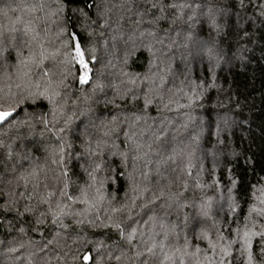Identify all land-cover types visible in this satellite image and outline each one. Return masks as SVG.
I'll return each mask as SVG.
<instances>
[{
  "label": "snow or ice",
  "instance_id": "1",
  "mask_svg": "<svg viewBox=\"0 0 264 264\" xmlns=\"http://www.w3.org/2000/svg\"><path fill=\"white\" fill-rule=\"evenodd\" d=\"M250 5L0 0L3 264H264V183L251 186L246 215H235V200L221 216L223 205L212 198H190L192 144L204 140L203 158L214 163L222 150L207 147L209 126L207 137L201 129L169 152L171 122L162 115L176 92L187 100L181 107L195 109L209 91H224L222 65L246 67ZM257 6L264 24V3ZM225 29L235 33V52L212 36L230 35ZM98 37L109 57L101 68ZM177 56L187 75L167 87ZM141 62L143 73L134 68ZM197 63L205 66L204 79L191 78ZM77 83L79 96L69 91ZM99 104L119 112L105 115ZM181 155L189 157L187 167ZM237 183L231 180L230 193Z\"/></svg>",
  "mask_w": 264,
  "mask_h": 264
},
{
  "label": "trees",
  "instance_id": "2",
  "mask_svg": "<svg viewBox=\"0 0 264 264\" xmlns=\"http://www.w3.org/2000/svg\"><path fill=\"white\" fill-rule=\"evenodd\" d=\"M217 2L228 8L235 0H217ZM258 3H264V0H252V5L247 8L246 15L253 21V23L246 25L252 33V41L248 44L249 52L247 54L246 67H242L239 61H234L232 65H222L223 71L217 69L219 77L218 83L223 85L224 91L217 92L216 90L209 91L201 106L195 109L181 107L187 104V100L183 97V93L176 92L175 100L171 111L164 112L162 115L168 119L174 120L173 127L168 131L169 152L172 148L177 151L185 148L191 142V138L196 133L203 129L204 137L208 135L209 126H211L212 136L211 143L207 144L209 149L216 147L222 152L214 163L211 158L204 159L201 148L205 141L201 140L200 146L192 144L191 163L192 176L186 177L192 187L188 192L190 198L197 201L201 197L212 198L215 205H223L224 212L229 211V205L235 200L239 204L235 215L239 216L241 209L244 214H247L249 207L246 200H250L252 185L259 187L261 177H264V24H261L259 17ZM73 6H83V0H73ZM235 23V17L232 20ZM225 32L230 35L216 36L213 32L212 36L216 39L225 40V48L229 44L232 45V50L236 51L235 33L232 29H225ZM174 35V34H173ZM203 35H207V30ZM97 56L101 59V64L96 65L101 68L102 64L108 60V55L104 50L102 38L98 37ZM143 60V58H142ZM191 78L204 79L205 66L199 63L190 65ZM135 71L145 72L146 65L141 62L134 66ZM109 71V70H106ZM187 72L183 64L180 63L179 57L173 61L172 70L169 73L168 79L170 83L167 87H172L175 84L180 86L181 80L185 78ZM80 85L77 83L72 91L79 96L78 89ZM229 93L232 94V99L227 97ZM237 99L239 100V107L236 106ZM98 112H104L107 115L108 111L119 112L118 109H105L103 104L95 106ZM191 112L192 119L190 120L185 113ZM158 117L154 111L151 113ZM229 119L228 124H225V116ZM123 119V116H121ZM167 119V120H168ZM235 121V123H232ZM143 127V124L137 126V129ZM220 128V141L217 142L216 131ZM121 139L123 137L121 136ZM235 152V155H233ZM182 160L178 161L181 167H187L189 157L181 155ZM175 167V165H172ZM203 168L205 171H201ZM215 169L214 172L211 170ZM171 171V168L168 169ZM237 179L238 183L229 192L231 187V180ZM199 179L204 183L202 188L195 187V181ZM218 181L217 184H212V181ZM123 181H120L121 189ZM211 185V186H209ZM123 196V190L119 192ZM232 213H229V219H232ZM235 225H233V228ZM72 243L71 240L68 241ZM73 247H76L74 245ZM5 258L0 254V264H3Z\"/></svg>",
  "mask_w": 264,
  "mask_h": 264
},
{
  "label": "rangeland",
  "instance_id": "3",
  "mask_svg": "<svg viewBox=\"0 0 264 264\" xmlns=\"http://www.w3.org/2000/svg\"><path fill=\"white\" fill-rule=\"evenodd\" d=\"M169 121L171 122V126H170V127H173L174 120L168 119V120L166 121V124H167ZM169 130H170V128H169ZM169 130H168V131H169ZM180 160H182V157H181V156L178 158V161H180ZM180 162H181V161H180Z\"/></svg>",
  "mask_w": 264,
  "mask_h": 264
}]
</instances>
